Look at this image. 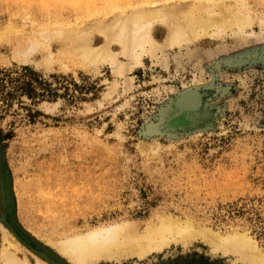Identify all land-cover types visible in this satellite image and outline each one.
<instances>
[{
  "label": "rangeland",
  "instance_id": "1",
  "mask_svg": "<svg viewBox=\"0 0 264 264\" xmlns=\"http://www.w3.org/2000/svg\"><path fill=\"white\" fill-rule=\"evenodd\" d=\"M193 1L0 0V70L63 78L58 98L31 105L32 115L16 104L0 112V264H12L2 251L18 264H75L59 253V240L116 223L141 233L157 218L244 234L264 255V0H242L253 19L242 33L211 29L143 54L140 64L119 55L129 71L50 59L75 30H90L91 45L101 46L93 26L116 11ZM19 33L54 55L17 58ZM166 34L159 23L150 32L158 44ZM119 264L242 262L197 239Z\"/></svg>",
  "mask_w": 264,
  "mask_h": 264
},
{
  "label": "bare ground",
  "instance_id": "2",
  "mask_svg": "<svg viewBox=\"0 0 264 264\" xmlns=\"http://www.w3.org/2000/svg\"><path fill=\"white\" fill-rule=\"evenodd\" d=\"M245 3L242 0H235V3H232L235 5L233 10L222 7L220 0H194L185 7L162 5L150 9L134 7L120 10L114 12L111 20L94 24L93 29L102 34L104 39L101 46L91 45L87 33L90 30L87 32L75 30L72 31L71 36L65 35L66 39L57 40L60 44L57 57L54 59L55 55L46 48L42 40H38L37 36L31 38L19 33L22 42L14 49V54L17 58L29 60L36 52L43 51L49 55L48 58L54 55L50 59L63 68L67 67L68 63L61 62V58L68 56L75 63L91 64L109 61L117 64V72L129 71L130 69H126L127 65L118 62L119 55L135 64H140V57L143 54L153 55L155 51H163L166 48L180 46L184 42L197 40L208 35L211 29L218 33L235 27L242 33L244 28L249 27L253 22ZM259 22L264 29V17L259 18ZM156 23L165 24L167 27V34L162 44L156 43L150 35ZM41 38L47 40V36L41 35ZM112 43L118 46L119 52L111 50ZM156 220L155 223H147L141 233L137 231L135 225L127 223L94 227L84 234L59 240L56 248L62 256L75 264H98L100 261L119 264L123 260L142 259L152 252H159L171 243L186 246L192 240L198 239L214 247L215 250L236 256L242 264H264V255L244 234L233 232L221 236L174 218ZM1 257L6 262L18 264V260L6 251H2ZM37 262L45 264L40 259Z\"/></svg>",
  "mask_w": 264,
  "mask_h": 264
},
{
  "label": "trees",
  "instance_id": "3",
  "mask_svg": "<svg viewBox=\"0 0 264 264\" xmlns=\"http://www.w3.org/2000/svg\"><path fill=\"white\" fill-rule=\"evenodd\" d=\"M62 79L54 75L43 78L28 67L0 70V112H7L16 104L32 115V106L58 98V87H61ZM63 89L66 91V88Z\"/></svg>",
  "mask_w": 264,
  "mask_h": 264
},
{
  "label": "water",
  "instance_id": "4",
  "mask_svg": "<svg viewBox=\"0 0 264 264\" xmlns=\"http://www.w3.org/2000/svg\"><path fill=\"white\" fill-rule=\"evenodd\" d=\"M6 194H7V196H8V200H9V198H10V192H9V188H8V186H7V189H6Z\"/></svg>",
  "mask_w": 264,
  "mask_h": 264
}]
</instances>
